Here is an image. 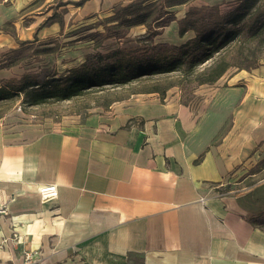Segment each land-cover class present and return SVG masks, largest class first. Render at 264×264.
Instances as JSON below:
<instances>
[{
  "label": "crops",
  "instance_id": "crops-1",
  "mask_svg": "<svg viewBox=\"0 0 264 264\" xmlns=\"http://www.w3.org/2000/svg\"><path fill=\"white\" fill-rule=\"evenodd\" d=\"M79 1L0 0V52L56 41L60 23L44 22L61 9L90 21L131 0ZM227 83L196 108L136 97L68 128L0 126V264H23L25 251L34 264H264V229L249 222L264 213V181L214 188L256 175L246 167L264 140L263 109L252 110L264 102V63ZM45 184L57 198L41 199Z\"/></svg>",
  "mask_w": 264,
  "mask_h": 264
},
{
  "label": "trees",
  "instance_id": "trees-1",
  "mask_svg": "<svg viewBox=\"0 0 264 264\" xmlns=\"http://www.w3.org/2000/svg\"><path fill=\"white\" fill-rule=\"evenodd\" d=\"M85 1L75 4L81 5ZM193 1L131 0L115 6L113 15L95 26L103 25L104 32H91L86 38L123 40L130 29L138 25L146 27L147 36L135 40L128 47L119 46L105 53L88 54L82 64L70 68L61 78L51 73L43 78L40 74H28L20 80H7L0 87V101L23 92L32 99L33 104L52 99L69 100L93 88L124 86L147 77L172 73H180L184 83L190 82L191 78L199 85H210L220 80L230 68L249 71L263 64V49H255L264 46V0H236L235 6L225 13L222 6L227 4V0L216 5L191 6L183 18L168 10ZM56 21L63 29V18L55 19V15L48 18L44 26ZM172 22H177L180 37L188 31L194 32V36L181 44H155L151 41ZM36 41L35 38L20 42L19 48L10 51V60H5L1 68L13 66L30 56L28 53L33 47L29 46ZM55 47L60 46L54 44L52 48L34 51H53ZM225 52L233 53V58L227 60L222 56ZM209 62L212 63L205 66ZM253 173L251 170L249 175ZM249 222L254 227L264 229V213L250 218Z\"/></svg>",
  "mask_w": 264,
  "mask_h": 264
},
{
  "label": "rangeland",
  "instance_id": "rangeland-1",
  "mask_svg": "<svg viewBox=\"0 0 264 264\" xmlns=\"http://www.w3.org/2000/svg\"><path fill=\"white\" fill-rule=\"evenodd\" d=\"M3 1V0H1ZM12 0H8L7 5ZM208 0H194L190 4L181 5L168 9L174 12L176 16L180 17L183 10H188L191 6H199L206 3ZM56 2V1H55ZM227 4L222 6V11L228 12L237 2L236 0H227ZM178 8V9H177ZM186 8V9H185ZM61 9L58 13L59 18L65 19V26L60 30V37L56 41L49 44H35L29 46L33 50H29L28 57L24 58L17 64L7 68H1L5 60L10 57L9 52H0V87L4 86L7 80H20L23 76L28 74H40L41 78L48 74H57L56 78L63 77L67 70L82 64L88 54H95L96 52L105 53L115 48L128 47L139 38L146 37V27L144 25L134 26L130 29L129 35L123 39L118 40L112 38L107 41L100 39L86 38L85 36L91 32H104L103 25L97 27L99 21L113 15V10L108 14H103L93 20H82L77 14L72 15ZM6 12V17H11V20L18 18L22 13L11 15L9 11ZM66 13V14H65ZM4 30L11 32L13 25L11 23L4 26ZM162 28H158L161 30ZM189 36H194V32L188 31L183 37L179 36V26L172 27V23L161 30L160 35H156L151 41L155 44H181ZM100 42V44H99ZM57 44L53 51H34L46 48H52ZM264 46L258 47L255 50H262ZM222 56L227 60H231L233 53L225 52ZM10 60V58H9ZM264 63V61H262ZM207 63L205 66L210 65ZM241 71V70H240ZM235 68H230L228 72L222 77L220 82L214 84L199 85L190 78V82L184 83L180 73H172L169 75H161L155 77H147L140 81H135L124 86H106L104 88H93L87 93L74 97L69 100H49L41 104H33L32 99L25 93L14 94L10 98L0 101V126L8 127L11 125H39L44 128L58 127L68 128L70 126L84 122L85 119L98 113H104L108 107L115 102H119L128 98L136 97H156L164 102L177 101L189 104L191 107H199L203 100L215 95L217 89H228V79L240 72ZM157 90V91H153ZM152 91V92H151ZM264 112V102H253V114L259 115V111ZM264 140L253 152L251 164L246 169L252 170L256 173L254 177L239 181L242 177L243 171L235 176L228 177L218 184H215L216 192L222 194L227 192L228 188L235 194L242 193L249 189L250 184L257 181H264V164H258L260 160H264ZM261 150V152H259ZM256 155L262 156L258 159ZM256 166V167H255ZM240 177V178H239ZM239 181V182H238ZM250 183V184H249Z\"/></svg>",
  "mask_w": 264,
  "mask_h": 264
},
{
  "label": "built area",
  "instance_id": "built-area-1",
  "mask_svg": "<svg viewBox=\"0 0 264 264\" xmlns=\"http://www.w3.org/2000/svg\"><path fill=\"white\" fill-rule=\"evenodd\" d=\"M39 195L43 201L53 200L58 197V186L56 184H45L39 187ZM8 215L6 205L0 206V218ZM1 227V220H0ZM1 246V243H0ZM37 256L36 251H25L23 253L24 263L23 264H34Z\"/></svg>",
  "mask_w": 264,
  "mask_h": 264
}]
</instances>
